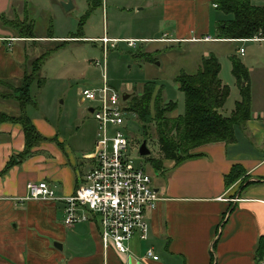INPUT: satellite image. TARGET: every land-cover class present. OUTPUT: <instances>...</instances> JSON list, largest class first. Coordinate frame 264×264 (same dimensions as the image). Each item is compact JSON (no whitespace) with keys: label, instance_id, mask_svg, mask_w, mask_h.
<instances>
[{"label":"crops","instance_id":"crops-1","mask_svg":"<svg viewBox=\"0 0 264 264\" xmlns=\"http://www.w3.org/2000/svg\"><path fill=\"white\" fill-rule=\"evenodd\" d=\"M24 1L31 4L33 0ZM85 1L92 4L94 0ZM158 1L161 19L170 25L174 35L168 39L172 42L210 38L206 43H216L211 38L212 31L216 37L218 24L228 19L212 0ZM144 2L150 6V0L136 1ZM9 3L11 0L6 6ZM252 4L264 6L263 1ZM33 39L43 43L53 37ZM19 40L23 39L12 33L0 37L1 82L16 83L24 76L28 52L25 46L13 43ZM248 42L259 43L253 61L240 60L249 74L251 118L234 126L235 141L231 144L201 146L194 157L177 165L162 160L154 169L148 163L146 170L161 200L146 214V240L135 234L126 243V255H119L111 245L103 247L93 216L67 228L63 223V202L16 201L26 195L29 182L44 181L57 197L72 196L93 166L87 156L94 150L96 136L89 145L82 136L70 144L69 137L64 141L45 121L37 122L26 115L40 139L27 156L21 157L25 149L22 127L1 123L0 264H129L131 257L139 264H258L264 234V183L243 190L239 186L245 177L251 182L264 179V40ZM6 107V102L0 100L1 113L8 111ZM81 145L87 148L80 149ZM234 165L241 166L244 175L227 188L224 178ZM148 250L157 257L156 261L146 257Z\"/></svg>","mask_w":264,"mask_h":264},{"label":"rangeland","instance_id":"rangeland-1","mask_svg":"<svg viewBox=\"0 0 264 264\" xmlns=\"http://www.w3.org/2000/svg\"><path fill=\"white\" fill-rule=\"evenodd\" d=\"M7 1L0 0V37H8L12 33L20 38L18 35L29 30L37 37H53L43 43L34 42L32 38L13 42L27 48L28 56L23 68L27 73L31 74L33 62H42L29 88L32 103L26 107V115L37 122L45 121L64 141L69 137L67 142L70 144L81 136L88 145L94 142L95 136L97 139V125L89 113L93 104L81 102L80 90L100 89L105 78L111 90L120 97L128 95L130 99L140 95L143 85L151 82L156 86L155 91L161 90L164 105L167 102L176 104L174 111L166 113L167 117L175 118L184 112V96L178 91L175 78L181 73H197L202 60L211 55L220 64V79L230 89L222 113L230 116L240 96L231 74L229 58L235 55L243 62L248 58L253 61L259 43L248 41L264 39V35H258L252 39L236 40L239 42L214 39L216 43H206L205 39L210 41V38H193L195 42L166 40L174 35L168 28L170 25L161 19L162 12L158 6L161 2L158 0H150V6L146 2L137 4V0H102L94 5L85 0H33L31 4L24 0H11V5L6 6ZM68 2L73 8L65 10L63 4ZM138 7L141 10L137 11ZM5 21L12 22V25H4ZM213 33L211 38H215ZM57 38L71 41L62 42ZM140 38L149 40H136L131 48L122 42ZM103 39H117V42L111 46V43L103 44ZM240 48L244 49L245 55L238 54ZM20 86L18 82H0V95L3 96L0 100L6 102L8 110L0 114L19 116L22 108L15 101V98H20L15 91ZM151 109L153 114V107ZM122 132L132 147L128 153L134 165L148 169L151 159L159 165L158 160L162 157L154 121L149 124L148 137L144 140L141 124L130 112L124 115ZM171 136L174 137L175 133L172 132ZM144 141L150 152L149 159L139 155ZM85 145L80 149L89 147ZM197 149L190 151V155H196ZM247 180L245 177L240 181L239 190Z\"/></svg>","mask_w":264,"mask_h":264},{"label":"trees","instance_id":"trees-1","mask_svg":"<svg viewBox=\"0 0 264 264\" xmlns=\"http://www.w3.org/2000/svg\"><path fill=\"white\" fill-rule=\"evenodd\" d=\"M252 1L264 2V0H212L216 9L228 16V19L218 24L215 39L236 41L264 35V6H254ZM98 2L100 3V0H94L90 5ZM3 24L11 26L12 22L5 21ZM20 38L33 39L34 36L29 30V32L21 34ZM229 60L231 74L236 81L240 96V99L235 102L230 116L221 114L229 97L230 89L222 83L219 77L220 64L212 55L202 60L197 73L192 75L181 73L175 78L174 82L178 86V91L184 96L182 115L175 118L166 116V113H171L176 109V104L167 102L164 105L161 90L155 91L156 86L151 82L143 85L140 95H134L127 101L126 110L132 112L139 120L144 140H147L148 137L149 124L154 121L157 145L162 157L158 160V166L155 160H149L154 169L160 167L162 160L173 161L176 165L180 164L195 156L194 154L190 155V151L204 145L233 143L235 141L234 126L243 125L251 118V90L248 70L235 55L230 56ZM41 63L33 62L31 74L24 71V76L18 81L21 86L15 93L20 98H15V101L19 102L22 108L19 116L9 117L0 114V124L10 122L22 127L25 149L20 154L21 157L27 156L40 139L31 120L26 116L25 109L32 103L29 88ZM38 86H41L39 82ZM0 98L3 96L0 95ZM151 107L154 109L153 114ZM172 132L176 137L171 136ZM149 158L151 157H146V159ZM8 168L9 165L4 172ZM243 175L244 170L241 166L234 165L224 178L225 186L228 188L240 180ZM259 183H264V179L254 182L245 181L240 189L243 190L250 185Z\"/></svg>","mask_w":264,"mask_h":264},{"label":"built area","instance_id":"built-area-1","mask_svg":"<svg viewBox=\"0 0 264 264\" xmlns=\"http://www.w3.org/2000/svg\"><path fill=\"white\" fill-rule=\"evenodd\" d=\"M115 42L117 40L103 39V44L111 43L113 46ZM122 42L130 48L136 44V40ZM243 52L242 48L238 50L241 56ZM79 96L82 103L93 104L90 115L97 125L95 147L87 156L93 161L92 168L72 196L57 197L48 183L29 182L26 195L16 201L63 202V223L67 228L86 222L89 216H93L99 225L103 247L107 249L111 245L119 255H126V243L135 234L146 240V214L156 208L161 198L152 187L147 170L129 160L128 150L132 147L122 131L124 115L130 112L126 110L123 97L110 89L105 78L100 89L85 88L80 90ZM261 247L258 264H264V234ZM146 257L157 260L151 250L146 252Z\"/></svg>","mask_w":264,"mask_h":264},{"label":"water","instance_id":"water-1","mask_svg":"<svg viewBox=\"0 0 264 264\" xmlns=\"http://www.w3.org/2000/svg\"><path fill=\"white\" fill-rule=\"evenodd\" d=\"M63 7L65 10H69L72 8V4L70 2L66 3V4H63ZM129 99V96L128 95H124L123 96V101H127ZM92 110L89 109V112H91ZM139 155L142 156V157H148L150 155V152L149 150L147 149L146 147V143L145 141L141 144L140 148H139ZM129 264H139L135 261L134 258H129Z\"/></svg>","mask_w":264,"mask_h":264}]
</instances>
